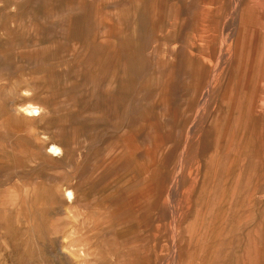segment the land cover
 <instances>
[{
    "label": "rangeland",
    "instance_id": "obj_1",
    "mask_svg": "<svg viewBox=\"0 0 264 264\" xmlns=\"http://www.w3.org/2000/svg\"><path fill=\"white\" fill-rule=\"evenodd\" d=\"M0 264H264V0H0Z\"/></svg>",
    "mask_w": 264,
    "mask_h": 264
},
{
    "label": "bare ground",
    "instance_id": "obj_2",
    "mask_svg": "<svg viewBox=\"0 0 264 264\" xmlns=\"http://www.w3.org/2000/svg\"><path fill=\"white\" fill-rule=\"evenodd\" d=\"M51 151L55 154V153H57V152H59V150L56 148V147H53V148H51ZM42 152V151H41ZM59 154H60V152H59ZM68 191V190H67ZM67 191H66V193H67ZM69 196L70 195H72V193H69L68 194Z\"/></svg>",
    "mask_w": 264,
    "mask_h": 264
}]
</instances>
